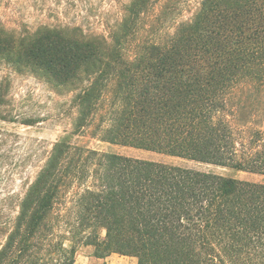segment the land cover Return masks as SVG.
<instances>
[{
  "label": "trees",
  "instance_id": "1",
  "mask_svg": "<svg viewBox=\"0 0 264 264\" xmlns=\"http://www.w3.org/2000/svg\"><path fill=\"white\" fill-rule=\"evenodd\" d=\"M103 1L115 14L96 25L86 0L38 2L32 23L0 0V65L74 91L72 134L264 175V0ZM80 243L137 264H264V183L62 138L0 264H76Z\"/></svg>",
  "mask_w": 264,
  "mask_h": 264
},
{
  "label": "rangeland",
  "instance_id": "2",
  "mask_svg": "<svg viewBox=\"0 0 264 264\" xmlns=\"http://www.w3.org/2000/svg\"><path fill=\"white\" fill-rule=\"evenodd\" d=\"M71 1L9 0L10 4L6 5L4 10L14 21L32 23L31 14L36 13L32 5L39 2L45 7L63 10L71 7ZM82 1L80 4L85 5L86 8L82 6L85 10L87 6L85 0ZM86 1L87 5L91 3L94 7L87 21L99 25L101 19H113L115 10L106 2ZM3 80L8 82L5 87L6 102L3 106V113L8 118L0 119V249L15 227L28 188L34 182L54 143L62 138L103 152L166 162L264 183V175L114 144L93 137L90 132L72 134L77 116L74 91L68 87L56 86L30 72L19 73L6 64L0 65V83ZM30 118L35 120L34 124H25L26 119ZM67 244L70 245L71 242L67 241ZM94 252V245L77 244L75 259L79 264H137L136 257L117 253L108 261L100 262Z\"/></svg>",
  "mask_w": 264,
  "mask_h": 264
},
{
  "label": "crops",
  "instance_id": "3",
  "mask_svg": "<svg viewBox=\"0 0 264 264\" xmlns=\"http://www.w3.org/2000/svg\"><path fill=\"white\" fill-rule=\"evenodd\" d=\"M115 253H113V254H111V255H109V256H107L106 258H96V259H99L100 260V262H105V260H109V258H113V255H114ZM89 258V257H88ZM76 263L77 264H79L78 263V261H76Z\"/></svg>",
  "mask_w": 264,
  "mask_h": 264
}]
</instances>
